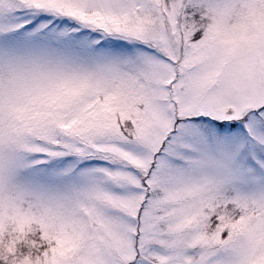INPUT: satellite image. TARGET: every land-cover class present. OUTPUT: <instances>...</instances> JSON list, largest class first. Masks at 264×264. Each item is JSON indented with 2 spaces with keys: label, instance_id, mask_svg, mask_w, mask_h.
Masks as SVG:
<instances>
[{
  "label": "snow or ice",
  "instance_id": "snow-or-ice-1",
  "mask_svg": "<svg viewBox=\"0 0 264 264\" xmlns=\"http://www.w3.org/2000/svg\"><path fill=\"white\" fill-rule=\"evenodd\" d=\"M0 264H264V0H0Z\"/></svg>",
  "mask_w": 264,
  "mask_h": 264
}]
</instances>
